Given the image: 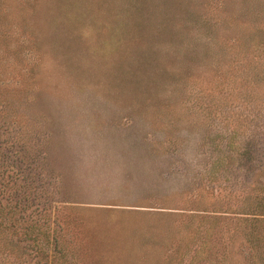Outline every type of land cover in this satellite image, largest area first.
Segmentation results:
<instances>
[{
    "label": "rangeland",
    "instance_id": "obj_1",
    "mask_svg": "<svg viewBox=\"0 0 264 264\" xmlns=\"http://www.w3.org/2000/svg\"><path fill=\"white\" fill-rule=\"evenodd\" d=\"M259 202L264 0H0V264H264Z\"/></svg>",
    "mask_w": 264,
    "mask_h": 264
},
{
    "label": "trees",
    "instance_id": "obj_2",
    "mask_svg": "<svg viewBox=\"0 0 264 264\" xmlns=\"http://www.w3.org/2000/svg\"><path fill=\"white\" fill-rule=\"evenodd\" d=\"M251 211L249 219H247L250 226L248 234H252V242H257L259 239H264V236L260 235V233H264V205L259 202ZM195 234L197 235L196 232Z\"/></svg>",
    "mask_w": 264,
    "mask_h": 264
}]
</instances>
